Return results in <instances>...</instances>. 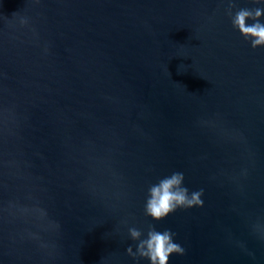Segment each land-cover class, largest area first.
<instances>
[{
  "label": "water",
  "instance_id": "95a60500",
  "mask_svg": "<svg viewBox=\"0 0 264 264\" xmlns=\"http://www.w3.org/2000/svg\"><path fill=\"white\" fill-rule=\"evenodd\" d=\"M229 2L0 0V264H149V224L168 264H264V47ZM174 172L203 204L154 221Z\"/></svg>",
  "mask_w": 264,
  "mask_h": 264
},
{
  "label": "clouds",
  "instance_id": "9594fccd",
  "mask_svg": "<svg viewBox=\"0 0 264 264\" xmlns=\"http://www.w3.org/2000/svg\"><path fill=\"white\" fill-rule=\"evenodd\" d=\"M259 3L261 0H254ZM235 4L229 2L227 14L231 17L234 29H237L250 46L255 49L264 47V22L260 18L264 15V8H240L233 13ZM251 20L252 23H248ZM23 23V21H22ZM184 176L181 172H174L164 177L156 184L150 185L144 205V214L154 221H160L168 214L179 209H189L194 206H202L203 189L189 193L183 186ZM128 234L133 241H138L136 251L132 247L126 249V253L135 258L147 259L149 264H168L169 256L173 253L183 255L185 249L174 242L176 235L171 230L157 231L153 225L147 226L146 235L141 229L129 227ZM144 235V238H141Z\"/></svg>",
  "mask_w": 264,
  "mask_h": 264
}]
</instances>
